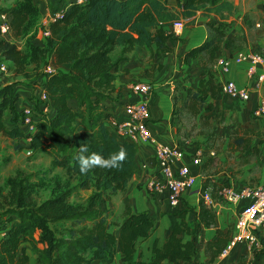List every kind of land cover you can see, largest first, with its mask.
Returning <instances> with one entry per match:
<instances>
[{"label": "trees", "instance_id": "obj_1", "mask_svg": "<svg viewBox=\"0 0 264 264\" xmlns=\"http://www.w3.org/2000/svg\"><path fill=\"white\" fill-rule=\"evenodd\" d=\"M179 1L183 2L181 11L172 8L167 0H88L82 5L72 4L62 20L49 24L50 34L43 49L32 47L27 55L16 44L0 41L1 54L14 65L16 74H24L27 60L40 64L45 59L43 54H48L54 67L68 65L67 71L47 75L41 85L54 115L46 118L40 113L37 116L28 147L31 154H46L56 166L78 176L76 186L66 187L33 208L23 206L29 184L22 181L14 184L17 190L11 200L14 207L0 213V223H8L5 236L0 238V264H29L23 242L29 244L39 264H94L95 260L113 258L117 252L128 264H133L135 241L149 236L153 218L146 211L134 213L127 208L123 221L110 222L98 203L103 191L124 190L137 169L135 144L119 140L105 124L110 111L104 102L115 92L118 63L113 62L110 55L120 45L122 54L135 45L148 48L155 45L158 55L169 54L172 48L168 40L173 38L169 27L174 21L201 11L209 18L205 22L208 35L204 42L181 57L184 60L197 58L204 66L197 95L187 108L191 115H196L211 107L205 102V96L214 97L221 91V84L216 82L210 67L219 58L217 52L223 46L235 45V39H225L231 23L227 19L235 10L230 1ZM8 12L16 37L26 31L31 15L38 13L33 0H22ZM17 100L12 84H0V135L25 141L27 134L20 126ZM67 136H72L70 142ZM83 142L88 154L96 152L105 157L126 149L127 159L122 170L97 168L81 174L76 156ZM75 188L93 192L84 202L72 204L70 196ZM184 211L179 210L180 221L162 244L153 243L148 264H190L197 246L194 240L183 242L180 238L181 233L190 232ZM65 222L70 226L59 228L58 224ZM111 225L118 226L116 235L111 232ZM199 227L196 223L193 233Z\"/></svg>", "mask_w": 264, "mask_h": 264}, {"label": "crops", "instance_id": "obj_2", "mask_svg": "<svg viewBox=\"0 0 264 264\" xmlns=\"http://www.w3.org/2000/svg\"><path fill=\"white\" fill-rule=\"evenodd\" d=\"M65 1L33 0L38 11L35 26L47 23L52 10L61 7ZM228 1L235 10L227 19L231 23L226 30L225 39H235V45L223 46L217 55L232 57L238 52H259L264 57V0ZM167 2L176 11H181L182 1ZM208 19L201 11L191 17L182 18L184 29L168 40V45L172 48L169 54L158 55L155 45L149 48L135 45L131 51L122 54L123 46L120 45L110 55L111 60L118 63L115 92L111 99L104 102L110 111V116L105 121L107 127L111 130L110 118L121 120L126 117L127 103L141 99L142 96L132 93L131 85L139 81L150 83L152 91L148 101L147 121L151 133L160 142L182 149V163L188 165L196 176L195 185L184 193L179 207H172L166 191L150 193L145 188V180L156 176L158 170L154 145L148 141L135 143L137 169L126 188L115 193L105 190L98 202L110 222L123 221L127 208L134 213L146 211L153 218V228L149 236L135 241L133 264L150 262L153 243L161 245L169 236L172 227L180 221L178 212L181 209L185 210L184 220L190 232L181 233L180 238L183 242L194 240L197 246L190 264H243L244 258L251 257V250L246 243L237 244L227 257L220 255L221 249L234 234V224L241 205L224 200L219 196V190L223 186L238 189L264 183V114H254L264 93V82L257 78L261 67L257 68L254 76L248 77L246 63L232 62L227 72H222L213 64L210 67L216 82L222 84L231 80L239 86L247 87L250 91L249 99H233L219 91L214 97L205 96V102L211 106L209 110H201L196 115L188 112L187 108L197 95L196 88L204 66L197 58L184 60L181 57L204 42L208 35L205 23ZM34 31L35 27L31 28L26 37L31 36V44L43 49V36L40 31L36 34ZM33 65L36 68L37 63ZM57 68L59 71H67L68 65L61 64ZM33 75L36 77L33 82L41 85L47 78L41 69L35 70ZM25 91L24 95L29 96L30 90ZM18 102L19 100L16 105ZM53 115L54 110L50 109L49 116ZM186 117L190 118L189 123L186 122ZM188 124L197 130L203 125L207 126L209 132L193 133L189 131ZM66 140L70 142L72 136H67ZM196 157L200 160L198 165L192 163ZM204 193L211 195L212 200L204 202ZM196 223L200 227L193 233ZM110 230L116 235L118 226L111 225ZM260 250L262 249L259 248L258 251ZM25 251L29 256V264H34L30 258L31 250L26 248ZM254 259L256 261L253 264H264V250L255 255ZM94 264L128 263L117 252L113 258L95 260Z\"/></svg>", "mask_w": 264, "mask_h": 264}, {"label": "built area", "instance_id": "obj_3", "mask_svg": "<svg viewBox=\"0 0 264 264\" xmlns=\"http://www.w3.org/2000/svg\"><path fill=\"white\" fill-rule=\"evenodd\" d=\"M88 0H66L61 7L52 10L49 21L44 23L42 35L49 36V24L58 20H62L65 11L72 4H85ZM11 14L8 11L0 12V35L4 36L11 30ZM182 20L174 21L171 25V33L173 36L179 35L184 29ZM246 63V75L252 77L255 75L258 67L261 72L258 80L264 82V57L259 52H238L232 57H219L214 65L218 66L222 72H227L230 64ZM1 70H5L6 66L1 64ZM45 75H49L58 71L57 67L50 63L44 68ZM38 98L41 102L40 113L46 118L49 117L48 97L44 92L41 84L37 85ZM131 91L135 95L142 96L139 101L129 102L125 105L126 117L118 120L109 119L111 130L121 141L136 143L138 141H148L154 145V157L157 161V174L152 178H147L144 182L146 190L150 193H159L166 191L167 198L172 207H179L181 198L186 191L191 189L196 183V176L191 172L188 165L182 163L184 151L177 146L160 142L153 137L148 125V101L152 91V85L148 82H136L131 85ZM221 92L233 99L246 101L250 97V91L247 87L239 86L231 80H226L221 84ZM20 126L27 137L25 139V149L27 154H31L28 142L31 135L36 129V112L32 105H23L21 110ZM256 116L264 114V93H262L257 107L254 110ZM199 158L192 160L194 165H198ZM219 196L224 200L240 204L241 208L234 224V234L229 238L224 247L221 249L220 255L227 257L233 248L239 243H246L249 248H261L262 243L258 238L257 232L264 227V183L261 185H246L241 188H233L231 186H223L219 190ZM204 202L211 201V195L203 194ZM7 227L0 223V238L4 237ZM39 264V263H38ZM245 264H253L247 262Z\"/></svg>", "mask_w": 264, "mask_h": 264}, {"label": "rangeland", "instance_id": "obj_4", "mask_svg": "<svg viewBox=\"0 0 264 264\" xmlns=\"http://www.w3.org/2000/svg\"><path fill=\"white\" fill-rule=\"evenodd\" d=\"M22 3V0H0V12L9 11V9L15 6L17 3ZM51 8V5H49ZM37 16L35 14L31 15V19L27 23L26 31L22 33L21 36L16 37L11 29L10 32L4 36L0 35V41H8L16 44L26 52L27 55L30 54L31 48L34 47L31 42V36L26 34L30 32L31 28L35 27L34 34L38 31L42 34L43 24H36ZM33 36V35H32ZM42 41L45 43L46 37L42 35ZM118 52L119 49H116ZM45 59L37 64L36 68L33 62H25L24 74H16L14 65L7 61L0 51V66L4 64L6 66L5 70L0 68V84H12L14 92L19 96V102L16 105L17 113L20 112L23 105L30 104L34 107L37 115L40 116L41 102L38 98V89L35 85L38 82H33L36 78L33 75L35 70L41 69L42 74L44 68L50 60L47 54H43ZM25 90H30L29 96L24 95ZM17 100V101H18ZM204 105H202L203 107ZM186 122L189 123L190 118L186 117ZM190 127L189 131L208 133L209 129L207 126H202L201 129H195L188 124ZM188 131V129H187ZM201 133V132H200ZM22 181L23 184H29V194L24 199L23 206L26 208H33L39 205L41 202L47 198L53 197L57 193L63 191L66 187L76 186L78 183V176L71 175L67 173L64 168L58 167L54 164L52 158L46 154L40 153L37 155L27 154L25 149V141H18L6 138L0 135V213L5 212L14 207L11 204L12 196L17 191L14 184ZM93 190L91 189H80L75 188L71 193L70 202L72 204L82 203L84 198L89 196ZM5 218V217H3ZM2 226L7 227L8 223L3 221ZM59 228L69 227L70 225L65 223L58 224ZM54 227V226H52ZM257 236L262 243L261 249L264 250V227L259 229ZM23 248H29L27 242L22 243ZM259 248L251 247V257L244 258L243 264L247 262L254 263L255 255L259 254L262 250L258 251ZM31 260L34 264H37L36 255L31 252Z\"/></svg>", "mask_w": 264, "mask_h": 264}, {"label": "clouds", "instance_id": "obj_5", "mask_svg": "<svg viewBox=\"0 0 264 264\" xmlns=\"http://www.w3.org/2000/svg\"><path fill=\"white\" fill-rule=\"evenodd\" d=\"M126 159L127 151L124 148L112 153L108 157L96 152L88 154V148L84 142L78 147V154L76 156L77 166L81 174H87L97 168L119 171L122 170Z\"/></svg>", "mask_w": 264, "mask_h": 264}]
</instances>
